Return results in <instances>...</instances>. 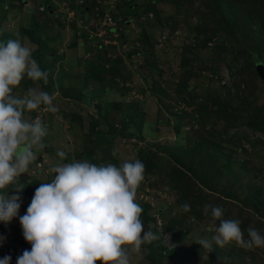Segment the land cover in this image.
<instances>
[{"label": "rangeland", "instance_id": "1", "mask_svg": "<svg viewBox=\"0 0 264 264\" xmlns=\"http://www.w3.org/2000/svg\"><path fill=\"white\" fill-rule=\"evenodd\" d=\"M85 1L91 5L87 15L82 11ZM178 1L173 4L169 0H134L137 14L128 15V7L122 6V0H0V43L19 38L33 53L37 45L29 41L25 30L31 29L32 18L35 16L38 23H46L44 33L38 31L41 40L48 39L50 51L45 57L46 62L54 63L56 71L60 68L65 71L62 77L56 71L53 73V90L42 88L38 81L29 84L27 78H24L23 85L19 84L13 89V94L21 97L29 88L45 91L53 97L57 111L49 112L46 106L41 105L34 111L24 112V118L29 121L42 120L47 126L48 135L42 140L46 146L36 152L27 172L20 174L6 188L0 189V195L20 197L18 215L7 224L0 222V237L3 238L0 240V259L10 256V263L16 264L17 257L24 250L31 249V245L23 237L19 223V217L26 213L28 207L21 197L25 186L34 193L40 183L51 182L55 174L50 173L49 168L56 164L87 161L96 165L111 163L120 166L125 161H133L139 150L155 153L158 172L143 179L136 191V202L142 208L148 206V216L153 220L144 225L145 231L153 233L157 239L152 241H159L165 249L175 248L176 243L171 235L160 229L172 217L179 218L180 214L175 211L177 195L173 185L168 184L165 177L161 176L167 174L171 163L158 150L150 149V146L178 144L186 148L189 145L186 137L190 130L183 126L180 134L174 133L162 117L158 118L159 103L178 106L181 103L182 110H187L188 114H196L198 124H204L205 114L202 115L200 110L198 114L195 110L200 105L208 106V99L212 96H224L226 89L222 87L226 84L229 88L237 85L233 86L232 91L237 94L236 98L229 97L226 101L229 108L237 110L239 104L252 102L257 106L264 105V52L258 56L254 50L243 19L249 6L250 11L254 8L252 12L261 13L264 18L261 9L246 6L241 0H223L219 7L222 15L215 4L212 3L214 7L206 6L208 0ZM45 2L50 4L46 7ZM150 3L155 5L158 17L153 12L145 13ZM48 7L49 10L46 11ZM211 11L214 12L213 19L211 18L213 22L209 23L210 18L204 21V15ZM107 17L111 18L110 22L106 20ZM223 21L229 24L236 22L231 34L221 32L218 22ZM248 25L257 28L254 22H248ZM110 28H114V31H109ZM214 29L219 34L215 35ZM208 38H212L208 47L200 49L196 41L202 44ZM148 40L153 43L151 49ZM73 44L78 45L73 47ZM191 51L198 61L194 66L188 65L185 70L181 68L182 61ZM127 54L131 56L128 57ZM100 60L106 62V67L118 68L120 76H107L102 84L91 80L88 89L99 90V87L109 85L114 86L115 91L123 88V95L114 91L105 97L98 94L97 98L88 99L90 95L87 90L82 89L80 94L77 93L83 83L84 65ZM210 64L212 69H207ZM245 64L249 67L246 66L243 73L235 77L238 69L240 71V67ZM185 72L189 73L187 78L184 77ZM109 78H113V81ZM185 78V86L192 93L181 100L176 90L177 85ZM113 103H120L121 107L115 109ZM185 103L191 104L190 107ZM130 104L137 106L142 122L131 124L126 133L140 136L143 140L117 134L108 143L105 141L109 139L108 126L115 125L118 129L125 127L126 107ZM209 118L212 127H196L200 137L212 138L211 141L220 147V151L231 154L233 168L237 169L232 171L230 177L223 178L218 188L225 187L240 198L247 185L264 191V145L254 141L258 135L253 136L248 130H243L248 135L247 138L229 140L235 134L234 130L226 134L225 122L212 115ZM170 123L175 124L173 118ZM219 134L222 137L218 141L213 136ZM98 149L104 153L101 154ZM58 151L66 153L63 160L58 157ZM92 151H96L95 155ZM105 153L110 156L108 160L102 157ZM216 160V165L222 166L225 163L223 158ZM243 165L246 171L241 173L239 167ZM208 196L214 206L223 208V219L240 221L245 239L248 238L249 227L264 235V217L259 218L250 210H242L236 200H226L218 193H209ZM199 209L203 211L204 206ZM188 224L191 228L185 233L184 243L186 247H193L191 255L177 254L172 259L163 258L155 264H264V247L247 249L233 242L219 247L228 254L227 260L218 258L214 253L208 254L209 250L199 247L196 242L201 238L211 240L214 232H209L208 228L212 221L194 219ZM152 225L156 227V231ZM4 244L9 247L6 252L1 247ZM214 245L213 243L212 248ZM146 256L147 250L140 248L138 252L131 254L130 264H149Z\"/></svg>", "mask_w": 264, "mask_h": 264}, {"label": "clouds", "instance_id": "2", "mask_svg": "<svg viewBox=\"0 0 264 264\" xmlns=\"http://www.w3.org/2000/svg\"><path fill=\"white\" fill-rule=\"evenodd\" d=\"M47 82L32 57V49L19 38L0 43V189L6 188L26 173L36 152L46 145L48 135L42 120L29 121L25 111L41 105L56 112L53 97L29 88L21 97L13 94L22 79ZM62 160L63 151L57 152ZM54 179L40 183L26 213L19 217L23 237L31 245L17 257L16 264H130L132 253L157 237L145 231L140 219L142 207L136 191L144 179V164L139 160L96 165L87 161L56 164L49 168ZM20 197L0 195V222L7 224L18 215ZM182 211H190L184 203ZM212 218L208 231L211 240L201 238L197 244L211 252L213 243L224 247L235 243L243 248L264 247V235L247 229V239L239 220L223 219L220 206L204 205V214ZM219 221L218 226H214ZM3 238L0 237V240ZM11 257L0 259L10 264Z\"/></svg>", "mask_w": 264, "mask_h": 264}, {"label": "trees", "instance_id": "3", "mask_svg": "<svg viewBox=\"0 0 264 264\" xmlns=\"http://www.w3.org/2000/svg\"><path fill=\"white\" fill-rule=\"evenodd\" d=\"M122 6L128 7V15H135L137 14L136 11V5L134 0H122ZM171 3L176 4V2H179L178 0H169ZM184 1V0H180ZM187 1V0H186ZM189 2H193L194 0H188ZM223 0H208V4L206 6L208 7H214L213 4H215L218 8V10L222 13L221 9L219 7L222 5ZM264 0H241V3L244 5H252V7H258L256 9H261L260 11L264 13ZM50 4V2H45L46 7ZM83 7V14L87 15L89 14V11L91 10V5L85 1V3L82 5ZM88 9V10H87ZM46 11L49 10V7L45 9ZM44 11V12H46ZM147 12L145 13H154L156 17H158V14H156L155 5L152 3L149 4L148 8L146 9ZM254 11V8L252 9ZM249 10L243 14L244 22V28L246 30L247 36L252 40L253 48L258 53V56L262 52H264V18L261 17V13H254ZM258 12V10H255ZM213 11L207 13L204 15V21H208L209 23H212L211 18L213 19ZM234 14V12H233ZM223 15V13H222ZM235 15V14H234ZM127 22V21H126ZM248 22H254L257 24V28H252L248 25ZM220 24V30L221 32H225L228 34H231L233 27L235 26L236 22H233L232 24H229L228 22H218ZM46 29V23L40 24L37 22L36 17L34 16L32 18V27L30 30H25V34L29 38V41L32 44L37 45L36 50L32 53V57L37 61L40 69L42 71H46L48 73L47 82L45 83L43 80L38 81L42 88L53 90V81L52 76L53 73L56 71L54 67V63H48L46 62V55L50 51V48L47 46L48 39L41 40L40 35H38V31L41 33H44ZM109 31L113 32L114 28L108 29ZM218 30L214 29V34H219L217 32ZM110 33V32H109ZM212 38L205 39L202 44L198 42V47L200 49H206L208 46L209 41H211ZM149 48L151 49L153 46V43L147 41ZM78 44H73V47H76ZM241 54V52H238ZM128 57L131 56V54H127ZM249 57L247 58L248 61ZM196 60L198 61V58L195 54L189 53V56H185L184 60L182 61L181 68L185 69L188 65H193L196 63ZM207 69L211 68L212 65H209ZM246 66L249 67V65L245 64L240 67V71L238 69V74H235V77H239L243 70L246 68ZM85 68V74L83 76V83L81 88L79 89V93L82 89H85L88 91L90 98L88 99H94L98 97V94L108 95L111 92L115 91V87L102 86L99 87V90H89L88 84L92 81H98L99 84H102L107 78V76H120L118 68L115 66L106 67L105 61H91L84 65ZM232 68H230L231 70ZM57 74H59L60 77L63 76L64 70L63 68L57 69ZM189 75V73L185 72L184 77ZM233 75V72L231 73ZM27 78V77H25ZM123 79V77L121 76ZM186 78L181 81L179 85H177V94L182 98H185V95H190L192 93L189 91L188 87L185 86ZM28 79V78H27ZM92 80V81H91ZM110 81H113V78H109ZM27 82L31 84L32 80L28 79ZM62 82V81H61ZM24 79L21 80L20 84H24ZM247 86V82L245 83ZM234 87L237 85H233ZM229 88L228 85L223 84L224 89H226V93L224 96H212L208 99V106H199L198 109L195 110L198 114L202 113V115L205 114L204 118V124H198V117L197 115L188 114L189 112L187 110H182L179 106L176 104H170V103H159V116L163 118L166 125L168 127H172L174 130V133L180 134L181 129L184 126H187L189 128V135L186 137V142H188V146L186 148H182L183 145H172L169 146L167 144H163L162 146L159 145H151L150 149H156L158 150V153L165 156L171 163V168L168 170L167 174L161 175L162 177H165V181H167L168 184L173 185V189L176 192L177 199L175 204V211L179 214L178 217H172L165 225L161 226L162 230L168 232L171 237L173 238L174 242L176 243L175 248L168 250L165 249L159 241H151L150 243L146 242L141 245L140 248L147 250V256L146 261H148L149 264H155L159 261H161L163 258L172 259L177 254H183L185 256H190L191 251H193V247L189 246L186 247V244L184 243L185 240V233L190 231V222L194 221L196 219L197 221H203V220H209L212 221L211 215H210V209L209 214L205 215L204 210H200L199 208L203 205L210 204L214 206V202L209 200V193H218L220 197L228 200H236L238 205L241 207L242 210H250L252 213H254L257 217H264V191L260 190L259 188L253 186V185H247V189L243 193L242 197L239 196L236 197L231 192L227 191V188L223 187L222 189H219L218 187L221 184V180L223 178H228L231 176L232 171H234L235 168H233V162L234 160L231 159V154L224 153L220 151V147L215 144L214 141H211L208 137H200L199 131L196 129V127H199L198 129L205 128V125L213 126L209 116L212 115L218 120H221L226 123V127L224 128V133L233 131L235 134H233L232 137H229L228 139H234V138H247L248 135L243 132V130H248L252 135H258L255 136L254 141L256 143H260L261 145H264V105L257 106L254 102L252 103H244L239 104L237 110L229 108V105H226V101L229 100L228 98H236V93L232 92L234 87ZM66 89L65 87L63 88ZM67 90V89H66ZM122 91V93H121ZM124 89H116L115 92H118L120 95H123L125 92H123ZM191 97V96H190ZM186 100V99H185ZM184 102V101H183ZM186 104V103H185ZM190 107L191 104L187 103ZM186 104V106H187ZM115 109H119L121 107L120 103H113L112 104ZM187 106V107H188ZM225 106V107H224ZM228 106V107H226ZM137 106L134 104H130L126 107L127 112H125V118H126V125L122 129H118L115 125H110L109 127V134L108 136V143L113 141L115 136L117 134H120L121 136L125 138H135L138 141H142V137L140 136H134L133 134L126 133V130L129 128V126L133 123L142 122L141 118L139 117L137 113ZM209 108L207 111L206 109ZM125 110V111H126ZM200 110V113L199 111ZM173 118L175 121V124L170 123V119ZM175 134V135H176ZM227 134V133H226ZM177 136V135H176ZM212 136V135H211ZM215 139L221 140L222 134H219L218 136H213ZM229 140H226V142H229ZM101 151V154L104 153L103 150L98 149ZM183 151V153H181ZM96 151H92V153L95 155ZM105 153L102 157H105V159L108 160L110 156L106 155ZM106 156H108L106 158ZM224 159L225 163L222 166L216 165L218 164V160ZM105 159H101L102 161H105ZM135 159H139L144 164V179L149 174H156L157 167H156V161H155V153L151 152L150 150H139L137 153V156ZM134 159V160H135ZM206 166H205V165ZM240 172L246 171V168L243 166L239 167ZM237 170V169H235ZM21 197L23 198L25 204L29 206L31 202V198L33 196V192L30 188L25 186L23 188V191L21 193ZM184 203H188L190 205V211L184 212L181 209V205ZM143 212L141 214L140 219L142 220L143 224H147L151 221H153L148 216V206H144ZM191 217V218H189ZM189 219V220H188ZM188 221V223H187ZM215 224L218 226L219 221H216ZM152 228L157 230L155 226L152 225ZM197 243V242H196ZM3 248V251H8L9 247L7 244L1 245ZM200 247V245H199ZM203 248V247H202ZM16 250V249H15ZM166 251V253H163ZM16 253L18 251L16 250ZM214 253L218 258L227 260L228 254H225L222 252L218 246H215L211 249V252H208V254ZM20 255V254H19ZM211 255V254H210ZM12 264V263H10Z\"/></svg>", "mask_w": 264, "mask_h": 264}, {"label": "built area", "instance_id": "4", "mask_svg": "<svg viewBox=\"0 0 264 264\" xmlns=\"http://www.w3.org/2000/svg\"><path fill=\"white\" fill-rule=\"evenodd\" d=\"M106 20L110 22V21H111V18L107 17ZM159 225H160V224H159Z\"/></svg>", "mask_w": 264, "mask_h": 264}]
</instances>
